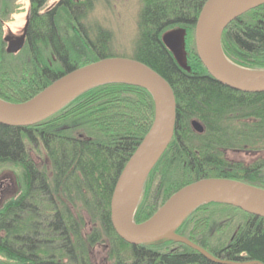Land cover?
I'll list each match as a JSON object with an SVG mask.
<instances>
[{"label":"trees","instance_id":"obj_1","mask_svg":"<svg viewBox=\"0 0 264 264\" xmlns=\"http://www.w3.org/2000/svg\"><path fill=\"white\" fill-rule=\"evenodd\" d=\"M100 0H30L26 45L8 55L1 38L10 0H0V99L24 103L81 67L111 58L112 34L87 18ZM135 58L162 76L177 103L174 138L150 174L135 213L149 220L176 192L202 179H230L264 189V93L219 84L200 61L195 30L207 0H139ZM186 29L191 71L163 43ZM222 47L234 65L264 71V5L225 30ZM154 119L151 94L106 85L79 96L45 121L0 125V168L21 171V186L0 203V264H94L106 245L115 264H216L176 242L131 246L114 231L110 203L117 180ZM204 127L197 134L192 121ZM37 153V159L32 154ZM230 154L246 156L233 160ZM248 158V159H247ZM177 234L227 262L264 264V219L219 204L198 208Z\"/></svg>","mask_w":264,"mask_h":264},{"label":"water","instance_id":"obj_2","mask_svg":"<svg viewBox=\"0 0 264 264\" xmlns=\"http://www.w3.org/2000/svg\"><path fill=\"white\" fill-rule=\"evenodd\" d=\"M263 5L264 0H207L197 20L195 45L198 57L210 76L231 90L264 93V71L234 65L222 47L228 26ZM29 24L27 20L21 37L4 38L8 55H17L24 49ZM162 40L175 56L178 45L174 36L164 34ZM115 84L142 88L151 94L154 102L153 123L124 167L112 194L110 217L116 234L131 246L170 240L191 248L212 263L240 264L215 258L201 246L177 234V229L198 208L209 204L230 206L264 219L262 188L230 179H202L176 192L149 220L140 224L134 221L147 180L169 148L177 122V103L171 85L147 65L134 59L111 57L70 72L27 102L16 104L0 99V125L25 128L39 124L84 93ZM191 125L197 134L204 133L200 122L194 120Z\"/></svg>","mask_w":264,"mask_h":264},{"label":"rangeland","instance_id":"obj_3","mask_svg":"<svg viewBox=\"0 0 264 264\" xmlns=\"http://www.w3.org/2000/svg\"><path fill=\"white\" fill-rule=\"evenodd\" d=\"M59 0H49L47 7H52ZM30 9L29 0H10L5 11L8 16L1 21V38L11 36L19 38L23 35L27 16ZM140 12L139 0H100L96 3L94 10L87 18L88 24H99L109 30L112 34V52L114 57L134 59L135 48L138 39V18ZM186 29L174 28L165 32L174 36L178 49L175 57L187 69L188 65L186 51ZM37 159V153L32 154ZM233 160H245L246 156L230 154ZM248 159V158H247ZM21 171L11 166L0 168V203L7 200L10 194L20 188ZM4 186V187H2ZM11 194V195H12ZM94 264H115L109 256L106 245L98 246L93 252Z\"/></svg>","mask_w":264,"mask_h":264},{"label":"flooded vegetation","instance_id":"obj_4","mask_svg":"<svg viewBox=\"0 0 264 264\" xmlns=\"http://www.w3.org/2000/svg\"><path fill=\"white\" fill-rule=\"evenodd\" d=\"M49 1V0H48ZM60 1V0H59ZM58 1V2H59ZM58 2H56L52 7H47V4H48V2L46 3V5L44 6V8L42 9V13H45V12H48V11H50ZM29 3H30V0H29ZM27 20H29V22H30V20H31V3H30V9H29V13H28V16H27ZM6 45V44H5ZM2 187H4V186H2ZM12 194V193H11ZM11 194H10V196H11ZM10 196H9V198H10ZM8 199V198H7Z\"/></svg>","mask_w":264,"mask_h":264}]
</instances>
